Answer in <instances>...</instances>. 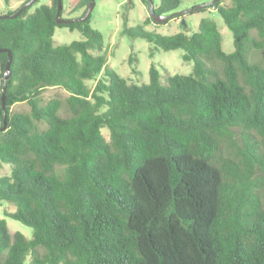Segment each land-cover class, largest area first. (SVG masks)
Wrapping results in <instances>:
<instances>
[{"label":"trees","instance_id":"1","mask_svg":"<svg viewBox=\"0 0 264 264\" xmlns=\"http://www.w3.org/2000/svg\"><path fill=\"white\" fill-rule=\"evenodd\" d=\"M4 1L23 2L0 13V49L12 54L4 81L9 53L0 51V164L12 167L0 201L32 236L0 218V264H264V0L183 11V0H153L166 23L216 9L231 52L209 17L165 35L146 28L151 16L131 26L125 14L124 35L193 62L166 83L151 63L143 84L108 64L92 12L80 19L91 0H77L71 12H82L69 23L56 21L58 0L31 11L34 0L15 17L29 0ZM57 27L83 39L54 45ZM49 87L68 96L43 103ZM18 102L29 110L14 111Z\"/></svg>","mask_w":264,"mask_h":264},{"label":"rangeland","instance_id":"2","mask_svg":"<svg viewBox=\"0 0 264 264\" xmlns=\"http://www.w3.org/2000/svg\"><path fill=\"white\" fill-rule=\"evenodd\" d=\"M211 0H183L179 11L187 10L194 5L208 3ZM23 1H12L7 6L4 0H0V13H5L9 10H14L21 5ZM77 0H65L64 11L61 14L62 18L71 19L79 15L81 11L72 13L71 10ZM51 0H40L34 4L31 11L42 4H50ZM95 7L92 10L91 24L98 29L104 38L105 49L103 52L108 57V64L113 67L121 76L128 79L131 83L143 84L149 82V68L151 63L159 68L161 73V82L166 83L168 76L180 73L191 74L193 72V62L184 61L182 56L183 49H175L165 51L163 49L156 50L153 43L142 38H130L123 34V19L124 15L128 16V24L135 26L141 24L147 17L150 16V9L147 0H95ZM222 3L230 4V0H222ZM158 4V0H156ZM203 17H209L217 23L223 38V49L226 52L234 50L233 34L226 26L222 17L217 13L216 9L211 8L204 12H195L186 14L184 20L186 25L181 23V17L174 18L168 23H159L156 25L152 22L146 26L147 29L157 31L165 35H171L181 30L191 33L198 29L200 20ZM54 45L70 43L73 40L83 39V36L78 30H70L67 27H57L54 33ZM98 53L97 51H93ZM130 57L132 63L130 64ZM133 66L137 68L138 73H133ZM1 72V70H0ZM0 78V93H1ZM88 85L93 88L95 81L88 80ZM68 93L60 88L49 87L40 94L43 103H46L54 97L64 99ZM12 109L14 111H28L27 102H18ZM104 136L109 139V131L106 128L102 129ZM11 165L3 162L0 164V176L9 175L11 173ZM16 207L12 203L0 201V218H5L11 233L15 231L23 232L27 237L31 238L32 229L22 222L5 216V212H13ZM25 264H32L31 257L27 256Z\"/></svg>","mask_w":264,"mask_h":264},{"label":"water","instance_id":"3","mask_svg":"<svg viewBox=\"0 0 264 264\" xmlns=\"http://www.w3.org/2000/svg\"><path fill=\"white\" fill-rule=\"evenodd\" d=\"M33 1H34V0H29L28 2H26V3H25V4H24V5L18 10V12H16L12 17L17 16V14L21 11V9H22L24 6H28V5H30ZM61 1H62V0H58V10H57V13H56V21H57L58 23H69V22H72L73 19H65V18H62V17H61V8H62ZM214 1H215V0H211V1L208 2V3L200 4V5H198V6H204L205 4H211V3H213ZM149 3H150V16H151L153 22L158 23V24H159V23H166V22L168 21L170 15H168V14H158V13H156L155 10H154V7H155V5H154V1H153V0H149ZM95 4H96V3H95V0H91L90 3H89V5H88V8H87L85 14H84L80 19H85V18H86L91 12H92L93 8L95 7ZM76 20H78V18H77ZM182 24H183V25H186L185 20H182ZM0 51H8V53H9V59H8L7 64H6V67H5V69H6L7 71H9V69H10V64H11V61H12V54H11V52H10L9 50H7V49H0ZM9 76H10V71L5 73L4 81H6V80L9 78ZM6 89H7V84H6V82H5L4 85H3L2 94H1V104H2V107H3V108H4V106H5V91H6Z\"/></svg>","mask_w":264,"mask_h":264}]
</instances>
